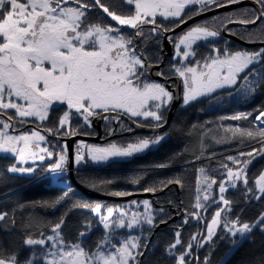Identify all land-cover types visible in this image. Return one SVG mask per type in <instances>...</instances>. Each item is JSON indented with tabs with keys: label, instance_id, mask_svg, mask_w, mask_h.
Wrapping results in <instances>:
<instances>
[{
	"label": "snow or ice",
	"instance_id": "6c2138e0",
	"mask_svg": "<svg viewBox=\"0 0 264 264\" xmlns=\"http://www.w3.org/2000/svg\"><path fill=\"white\" fill-rule=\"evenodd\" d=\"M242 2L243 0H118L122 10L117 11L104 0H0V117H7L0 119V155L11 154L16 160L15 164L7 168V172L31 174L36 171L34 167L17 165L50 160L52 163L47 171L62 175L67 172L70 163L79 168L88 161L100 163L112 158L146 154L160 145L167 134L156 133L155 130L164 126V110L175 97L165 85L146 79L148 70L159 67L162 60L159 56L155 61L150 60L144 48L149 41L159 43L162 33L174 31L195 15ZM254 3L256 8L239 10L243 15L231 13L217 16L211 18V23L190 27L175 40L169 37V42L174 47L173 58L189 62L174 68V74L183 84V106L209 96L218 89L236 88L243 90L244 95H249L264 83V46L252 51L223 53L213 47L212 51L216 55L210 54L202 59H196L197 52L193 47L198 41L211 42L210 38L219 37L221 30L248 43L264 45V0H254ZM105 17L115 24L109 23ZM157 17L174 23L164 25ZM229 24L256 27H246L243 31L236 32L227 27ZM124 27L134 31L125 33L122 31ZM253 65H259L260 68H250ZM156 75L167 78L162 70L156 72ZM250 76L253 77L252 80H249ZM256 76H259V80L255 79ZM241 80L244 81L243 84L239 83ZM53 111H60L61 114L57 123L49 128L44 122L49 120ZM250 116L252 124L255 125L258 121L260 126L236 127L227 131L231 132L232 140H258L261 147L240 152L238 157H226L231 166L221 161L219 167L224 170L221 175L226 176V179L219 183L207 174L204 167L198 169L193 204L196 211L187 213L183 224H188L189 218L203 221L200 210L206 211L210 200L220 206L215 209L210 221L205 222L204 231H197L187 243L182 240L180 226H176L173 240L164 249L172 264H192L189 259L194 257L191 241H196V248L209 246L208 255L202 261L198 256L194 258L197 264H210L217 237L220 240L228 239L235 247L240 241L250 238L255 229L264 232V212L252 222H242L238 216L232 218L229 213L232 211L233 201L225 195L230 188L236 189L243 184L246 192H253V199L260 200L264 197V172L255 179V192L259 195H255L254 190L247 187L248 166L256 155L264 156V107L256 109L254 116L252 113H241L226 118L248 120ZM120 117L131 119L137 127L150 128L154 134L137 137L124 145L109 143L107 146H93L78 141L71 157L66 143L60 146L59 152L42 146L47 141L40 131L9 134L14 123L23 124L29 122L28 118H34L41 122L43 130L49 135L61 138L88 135L87 132L80 133L79 128L73 126V119L79 127L90 128L97 119L107 122L115 119L122 123ZM124 130L132 131L131 128ZM242 157L248 159H241ZM168 166L166 163L156 165L159 168ZM55 178L56 176L53 177ZM130 182L138 184L140 179L133 178ZM172 183L183 187L180 179L172 178L162 180L159 184L154 183L143 191H163ZM214 185L218 187V198L213 197ZM108 194L117 197L131 195L130 192L118 190ZM61 199L63 197L58 198L53 206L59 204ZM72 207L90 210L102 225L105 233L101 237L103 243L97 242L93 246L94 251L83 242L69 243L64 239L61 231L64 218L61 217L51 226L52 235L46 238L28 235L23 240L22 248L10 249L0 245V264H142L140 257L149 250V244L143 243L139 236L131 235L117 245L111 243L110 237L114 229L127 228L131 231L143 230V225H148L150 229L158 226L148 200L143 201L142 213L134 212L131 216L125 211L102 206L100 203L91 205L81 202ZM117 211L119 217L114 219ZM7 215L6 212L0 213V221H4ZM166 222L163 218L159 221ZM92 225L93 221H86L83 230L78 232L77 239L87 240ZM109 243L111 250L104 251V245ZM35 246H40L41 250L37 252ZM25 250L30 254L22 255Z\"/></svg>",
	"mask_w": 264,
	"mask_h": 264
},
{
	"label": "trees",
	"instance_id": "16d2710c",
	"mask_svg": "<svg viewBox=\"0 0 264 264\" xmlns=\"http://www.w3.org/2000/svg\"><path fill=\"white\" fill-rule=\"evenodd\" d=\"M104 2L114 7L117 11L122 10L118 5V0H104ZM245 8L250 7H241L229 12L220 13L201 20L190 27L197 24L211 23V18L225 14L235 13L236 15H243L239 10ZM105 19L109 23L115 24V22L110 21V18L105 17ZM157 19L164 25L174 23L171 20H163L158 17ZM255 27L256 25L249 29ZM230 28L236 32L245 29V27ZM122 31L125 33L133 32L129 30ZM184 31L176 34L172 39L174 40ZM161 35L159 43L149 41L147 47L144 48V51L148 54V58L152 61H155L157 56L163 60L161 53ZM234 36L239 38L236 35ZM210 41L197 43L193 46L197 52L196 59H202L210 54L215 56L216 53L212 51L213 47L220 49L221 53L226 51H252L259 49L243 48L239 44L225 39L221 35V32L219 38L210 39ZM163 61L161 70L167 76L165 79L175 77L172 70L174 65L172 60L168 57ZM187 63L189 62L187 61ZM250 68H260V66L253 65ZM252 79L253 77L250 76L249 80ZM255 79L259 80V76H256ZM170 83L171 85L174 84L172 81ZM239 83L243 84L244 81L241 80ZM261 107H264V83L258 85L255 91L249 95H244L243 90L231 88L218 91L185 107L179 106L168 128L163 132L167 135L161 141L160 145L146 154L134 155L128 160H113L101 166H93L90 164L81 165L79 168L74 166V179L86 189L103 195L113 196L108 193L117 190L127 191L131 194L146 193L143 189L152 186L154 183L159 184L162 180L178 178L182 181L183 187L172 183L163 191H156L154 193L155 197L150 203L157 224H159L161 218L166 221L172 218L174 216L173 210H176V213H178L179 206L183 211L184 216L182 219L184 220L187 213L196 211L193 208V204L196 196L197 179L199 177L198 169L200 167H204L207 174L217 179L219 183L221 178L224 177L221 175L224 170L219 167L221 161L229 163L231 166L230 162L226 160V157H238L240 152H248L253 148L259 149L261 147L258 140L244 139L242 142L239 139L232 140L231 132L227 131L228 129L236 127H255L256 125L252 124V116L248 120H232L226 117L241 113H252L254 116L256 109ZM9 111L12 112V110ZM166 112L167 109L164 110L165 116ZM60 114V111H53L50 114L49 120L45 121L44 124L52 128L57 123ZM0 119H7V117H0ZM16 119L19 120L18 117ZM29 122L32 125L28 126L26 123H14L13 126L22 132L28 131L29 128H36L48 138L51 146L53 144L59 147L62 145L59 137L49 135L47 131L43 130L41 122ZM121 122L116 124L112 120L111 122H102V134L108 137L126 131L124 129L129 128V126L126 122ZM142 122L148 123V121ZM72 124L79 128L80 133H89L88 135L81 134L82 136H94L96 134V130L92 127H79L75 119H73ZM143 136L152 135L135 134L122 137L117 136L105 141V143L124 145L127 142L134 141L137 137ZM229 140L231 142H226ZM217 141L221 142L218 143ZM75 146L76 144H74V149ZM198 156L200 159H197ZM241 159H248V157H242ZM15 163V158L8 155H0V213L6 212L8 214L4 221H0V245L9 247L10 249L22 248L23 240L28 235H32L34 238H43L49 235L51 233V226L63 217L64 225L61 231L64 239L69 243L83 242L94 251L95 248L93 246L97 242L103 243L101 239L105 234L103 227L98 223V218L90 210L78 207L74 208L72 206L81 202H88L91 205L100 203L102 206L117 208L131 202L144 200L140 198L131 199L127 202L92 200L82 194L70 181V188L69 185L68 187L52 186L51 180L48 177L49 171H47L48 166L52 163L50 160L37 164V169L32 176L7 172V168ZM160 163H166L169 166L166 168L156 167ZM262 172H264V156L256 155V158L252 160V163L247 169L249 180L247 187L253 189L254 192L255 179ZM141 174H143V179H141ZM66 178L69 180L68 176ZM133 178L140 179V183H131L130 181ZM105 181H111V183H106ZM176 186H178V190ZM66 189L67 195H65ZM216 195L217 186L214 185V198L218 196ZM225 195L233 201L232 211L229 213V216L232 218L238 216L242 222H252L261 212H264V197L260 200L253 199V192H246L243 184L238 185L236 189H229ZM255 195H259V193L255 192ZM61 197H63L61 202L53 206L54 202ZM216 208L217 205L209 207L205 212L200 210V215L202 213V217L204 218L203 221L189 218V223L183 224V220L180 219L176 223H169L165 227L159 228L153 234L150 242L149 238L152 235L153 228L150 229L149 226H143V230L139 229L138 236L143 243L149 244V250L145 252L141 259L142 264H172L171 259L165 255L164 249L173 240V233L177 230L176 226H180L179 230L182 232V240L187 243L190 237L195 235L197 231H204L205 222L211 219ZM89 220L93 221V225L87 240H84V238L78 240V232L83 230L84 223ZM41 233L44 235L41 236ZM125 234V231L112 233L110 237L111 243L118 244V239L124 237ZM191 242L193 243L194 257L198 256L202 261L208 255L209 246L205 245L204 248H196V243ZM29 254L25 250L22 255L26 256ZM194 257L189 259L192 260V264H197ZM39 264L42 263L39 262ZM210 264H264V232L255 229L250 234V238L242 240L233 250L228 239L220 240L217 237L214 250L210 256Z\"/></svg>",
	"mask_w": 264,
	"mask_h": 264
},
{
	"label": "water",
	"instance_id": "95a60500",
	"mask_svg": "<svg viewBox=\"0 0 264 264\" xmlns=\"http://www.w3.org/2000/svg\"><path fill=\"white\" fill-rule=\"evenodd\" d=\"M241 7H250V8H256L257 5L254 3L253 0H243L242 3L239 4H233L229 7H225V8H220V9H216L214 11H209L207 13H202L199 15H195L192 19H189L187 21V23L182 24L180 27L175 28L174 31H170V32H165L162 33L161 35V53H162V59L165 60L166 58L171 56V51H172V43L169 42V37L173 38L176 34L180 33L181 31L185 30L186 28L190 27L191 25L207 19L209 17H212L214 15L220 14V13H224V12H229L232 11L234 9L237 8H241ZM255 25H238V24H229L227 25L228 28L230 27H253ZM221 35L228 39L231 40L237 44H239L240 46H242L243 48L246 49H251V48H260L264 45H261L260 43H248L246 41H243L237 37H235L234 35H230L226 30H221ZM138 42V41H137ZM162 60L161 64L159 65V67H152L151 69L148 70V73L146 75V79L149 81H156L159 83H162L163 85H165L168 90L170 92L173 93L175 99L171 102V104L168 106L167 108V112H166V116H165V124L162 128L156 129V133H163L166 131V129L168 128L170 121L176 111V109L180 106L181 104V83H180V79L178 77H172V78H162L160 76L156 75V72L161 71L162 68V63L164 62ZM173 82V86L170 85L169 82ZM115 119H113L114 121ZM104 120H94L92 123V128H94L96 130V134L94 136H82V135H77L74 137H65L62 138L61 141L64 142V144L66 143L68 146V150H69V156H72L73 153V147H74V143L78 142V141H83L85 143H94V144H101L107 140H110L113 137H120V136H130V135H135V134H150L153 135V130L150 128H144V127H137L136 124H134L132 122L131 119H128L127 117H120V121H124L127 123V125L129 126V128L132 129V131H126L122 134H118V135H110L107 138H102V130H101V122ZM115 122H117L115 120ZM74 165H72L71 163L68 165V170H67V176L69 178V181L82 193L84 194L87 198L92 199V200H110V201H123V202H127L131 199H135V198H140V199H145V200H149L152 201L155 197L154 193L151 192H146V193H134L131 195H126L123 197H114V196H107V195H103L94 191H91L89 189H86L84 187H82L81 185H79L75 179H74ZM177 190H178V186H176ZM178 213H176V210H173L174 216L172 218H170L169 220H167L166 223H159L157 224L158 226L153 228V232L151 237L149 238V242L152 239L153 234L159 229V228H163L165 227L167 224L169 223H176L178 222L180 219L183 218V211L181 209V207H178ZM142 259V257H140V260Z\"/></svg>",
	"mask_w": 264,
	"mask_h": 264
},
{
	"label": "rangeland",
	"instance_id": "374dc122",
	"mask_svg": "<svg viewBox=\"0 0 264 264\" xmlns=\"http://www.w3.org/2000/svg\"><path fill=\"white\" fill-rule=\"evenodd\" d=\"M158 18H160V17H158ZM161 19H163V18H161ZM117 27H119V26H117ZM122 30H129V31H134V30H132V29H128V28H126V27H124ZM188 30V29H187ZM186 30V31H187ZM185 32V31H184ZM183 32V33H184ZM182 33V34H183ZM181 34V35H182ZM176 39V38H175ZM174 39V40H175ZM210 39H216V38H210ZM205 41H198L197 43H204ZM172 53H171V56L169 57L171 60H172V62L174 63V65H173V73H174V68L175 67H177V66H179V67H182V66H184L185 64H188L187 63V61H183V62H181L180 61V59L179 58H176V59H174L173 57H174V47H173V44H172V51H171ZM174 76L175 77H178V76H176L175 74H174ZM149 81V80H148ZM149 82H154V81H149ZM159 83V82H158ZM180 83H181V104H180V106L181 107H185V106H183V102H182V95H183V84H182V81L180 80ZM226 89H231V88H224V89H218L216 92H218V91H221V90H226ZM215 92V93H216ZM212 94H214V93H212ZM211 94V95H212ZM210 96V95H209ZM206 97H208V96H206ZM206 97H201L200 99H202V98H206ZM193 103V102H192ZM191 104V103H190ZM13 111V110H12ZM29 119V121H35V122H40V121H38V120H35L34 118H28ZM136 119H140V118H136ZM257 122V121H256ZM255 122V125L256 126H260V125H258L257 123ZM26 125H32L30 122H27L26 123ZM32 131H39V130H37L36 128H29V130L28 131H21V130H17V128H15L14 126H13V128L12 129H9V134L10 135H19V134H23V133H31ZM41 135H44L43 133H41ZM60 138L61 137H59V141L62 143V145L64 144V142L63 141H61L60 140ZM62 138H64V137H62ZM46 143H44L42 146H44V147H49L50 148V150H53V151H55V152H59V150H60V147L59 146H56L55 144H53V146H51L50 145V143H49V141H48V138H46ZM74 144H76V142L74 143ZM87 144V143H86ZM88 145H93V146H107L108 144H106V143H103V144H88ZM156 147V146H155ZM155 147H153L152 149H154ZM75 148H76V146H75ZM74 151H75V149H73ZM6 155H8V156H11V157H13L11 154H6ZM136 155H138V154H136ZM14 158V157H13ZM131 157H129V158H112V159H110L109 161H107V162H100V163H94V162H91V161H88L87 163H84V164H82V165H85V164H90V165H93V166H101V165H105V164H107L108 162H110V161H113V160H128V159H130ZM16 161V160H15ZM45 161H47V160H45ZM44 161V162H45ZM41 163H43V162H39V161H37L36 162V164H33L31 161H29L27 164H25V165H17V166H23V167H34L35 169H37V164H41ZM13 174H18V175H26V176H32L33 174H34V172L33 173H31V174H27V173H25V174H20V173H13ZM54 176H56V178L55 179H53V177ZM66 176H67V172L65 173V174H62V175H57V174H53V173H48V177L50 178V180H51V185L52 186H60V187H68V185H69V180L66 178ZM222 179H226V176H224L223 178H221V180ZM220 182V181H219ZM213 189H214V186H213ZM231 189V188H230ZM217 195H218V187H217ZM216 195V196H217ZM214 197V196H213ZM218 197V196H217ZM217 197H215V198H217ZM143 201H145V200H142V201H139L138 203H135V202H131V203H128V204H126L125 206H121V207H115L114 209H118V210H122V211H125V212H127L128 213V215L129 216H131V214L132 213H134V212H138V213H142L143 211H144V208H143ZM149 201V200H148ZM150 202V201H149ZM207 204L209 205L208 207H207V209L209 208V207H211V206H216L217 204H213V203H211V200L210 201H208L207 202ZM220 205H217V207H219ZM152 207V206H151ZM152 211H153V208H152ZM203 212H205L204 210H203ZM175 214H177V213H175ZM201 216H202V213H201ZM119 217V211H117V212H115L114 213V219L115 218H118ZM183 220V219H182ZM192 220H196V219H194V218H192ZM210 221V220H209ZM102 226V225H101ZM143 226H148V225H143ZM138 230L139 229H135V230H128L127 228H125V229H114L113 230V232L112 233H115L116 231H125V236L124 237H122V238H120V239H118V244L117 245H119L120 244V242L121 241H123L124 239H126V238H128V236H131V235H135V236H138ZM49 235H52V233H50ZM48 236V235H47ZM47 236H45V237H43V238H46ZM111 236H112V234H111ZM199 239H202V237H198ZM194 242V244L196 243V241H193ZM241 242V241H240ZM239 242V243H240ZM238 243V244H239ZM237 244V245H238ZM236 245V246H237ZM236 246L235 247H233L232 246V250L234 249V248H236ZM35 249H36V251L37 252H39L41 249H40V246H35ZM54 250V249H53ZM103 250L104 251H109V250H111V243H109V244H105L104 245V248H103ZM42 263V262H41Z\"/></svg>",
	"mask_w": 264,
	"mask_h": 264
},
{
	"label": "flooded vegetation",
	"instance_id": "af4514ba",
	"mask_svg": "<svg viewBox=\"0 0 264 264\" xmlns=\"http://www.w3.org/2000/svg\"><path fill=\"white\" fill-rule=\"evenodd\" d=\"M253 1H254V0H253ZM217 38H219V37H217ZM225 39H226V38H225ZM102 122H104V121H102ZM102 122H101V123H102ZM112 122L115 123V124L118 123V122H115V120H114V121L112 120ZM124 132H126V131H124ZM124 132H122V133H124ZM122 133H121V134H122ZM121 137H122V136H121ZM102 138H107V137L104 136V135L102 134ZM103 143H105V142H103ZM103 143H101V144H103Z\"/></svg>",
	"mask_w": 264,
	"mask_h": 264
},
{
	"label": "bare ground",
	"instance_id": "6f19581e",
	"mask_svg": "<svg viewBox=\"0 0 264 264\" xmlns=\"http://www.w3.org/2000/svg\"><path fill=\"white\" fill-rule=\"evenodd\" d=\"M257 123L259 124V122L257 121Z\"/></svg>",
	"mask_w": 264,
	"mask_h": 264
}]
</instances>
